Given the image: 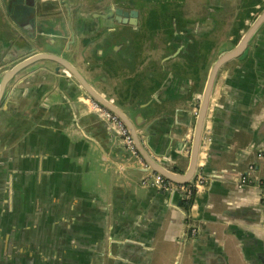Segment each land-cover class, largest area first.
<instances>
[{
    "label": "crops",
    "instance_id": "1",
    "mask_svg": "<svg viewBox=\"0 0 264 264\" xmlns=\"http://www.w3.org/2000/svg\"><path fill=\"white\" fill-rule=\"evenodd\" d=\"M221 1L234 12L224 3L214 33L201 38L214 40L215 59L197 76L185 63L161 67L147 89L156 62L120 60L136 41L117 28L113 38L104 33L100 14L114 0H45L48 22L35 32L0 0V76L22 50L18 35L35 34L37 52L65 58L138 120L148 157L183 173L208 70L264 8V0ZM56 69L42 61L22 70L0 103V264H264V22L216 74L200 146L205 180L188 208L179 191L142 185L143 166ZM126 74L139 89L129 91Z\"/></svg>",
    "mask_w": 264,
    "mask_h": 264
},
{
    "label": "water",
    "instance_id": "2",
    "mask_svg": "<svg viewBox=\"0 0 264 264\" xmlns=\"http://www.w3.org/2000/svg\"><path fill=\"white\" fill-rule=\"evenodd\" d=\"M1 2L6 7V9L14 12L18 16L20 15L19 18L21 19L23 24L30 25V30H34V32L35 29H37L39 26L45 27L48 22V20L44 18L45 14L42 7L44 0H1ZM119 11L123 13V16L126 17V21H128L129 24L134 23L132 21V18H134L135 15L134 11H123V9H120ZM263 22L264 8L255 17L252 24L244 32V34L241 35L238 42L229 50L219 54V56L210 66L201 94V98L198 102L188 152V164L186 170L183 173L172 172L163 167L161 164L152 160L150 157H148L145 154L144 150L141 148L139 134L136 130V124L140 125L138 120H135V123L132 122L117 105H115L113 102H111L99 92H97L85 79V77L65 58L57 54H52L48 52H37V49L42 47V44L39 40H37L35 34L21 32L18 35V39L15 40L17 43L22 44V48H20L22 50L15 58H13L6 65L8 68L3 70L1 73L0 103L5 95L7 85L12 82L13 78L17 76L22 70L27 69L38 62H53L57 65V69L54 71L56 72V74L62 76L63 72H66L75 82L76 89L73 93L75 99H92L93 101L108 109L110 112L114 113L123 122L125 127L128 129L129 134L131 135L133 145L135 146L137 152L141 154L146 161V167L143 168L145 172L147 170L154 171L174 183L186 184L193 179V176L195 175L197 169L202 134L205 125V120L210 110V98L216 74L226 63L240 57L244 53L252 35ZM67 98L71 101V97L67 96ZM149 103L150 102H148L147 104ZM147 104H145V106ZM102 121L105 125H107L106 121ZM174 191L178 190L175 189Z\"/></svg>",
    "mask_w": 264,
    "mask_h": 264
},
{
    "label": "flooded vegetation",
    "instance_id": "3",
    "mask_svg": "<svg viewBox=\"0 0 264 264\" xmlns=\"http://www.w3.org/2000/svg\"><path fill=\"white\" fill-rule=\"evenodd\" d=\"M114 2L117 5H114L113 3L110 9H107L100 14L102 16V19L105 21L104 25L106 31L104 33L111 32L112 30L110 28H113V31H115L116 27H114L113 25L114 23H118L119 27H117V29H119L121 32H123L125 28L126 32H129L131 30L139 35V41L136 42L139 49L136 50V53L132 51V48L130 49V45L127 43L125 45L126 52L119 53L118 57L121 58L120 60H125L128 62H132L133 57H135L136 60L141 59L143 61H152V63L156 62V64L153 63L152 66H148L150 70L151 79L146 84L145 88L147 89L152 87L154 81H156V74L160 71L161 67H163L164 71L167 72L168 70L172 69L173 66L176 64L184 65V57L185 55L188 56L189 51H195V54L201 52L202 48L199 46V41H201V38H203V32L210 31L211 34L214 33L215 29L218 26L217 15L225 7L224 3H226L221 0L197 1V3L199 4V8H202L203 12L197 14L195 17H189L184 15L183 18L181 17L182 19L180 18V20H177L176 18H170V29L169 32L166 33L163 27H157L153 29L147 25L149 16L148 8L136 6L134 3L131 2V0H114ZM173 5L176 7L179 6L180 3L175 0L173 2ZM119 8L123 9V11H134L135 15L134 18H132V21L134 22L133 24H129V22L126 21V17H124L123 13L119 11ZM226 8L229 12H234L229 9V3H226ZM246 9L247 8L240 11L241 16L245 14ZM56 10V12L58 13L59 22L63 25L65 17L64 13L67 9H64L62 5L58 4L56 6ZM44 18L46 19V17ZM234 19L235 18H233L232 20L233 22ZM108 20L111 22V24L113 23L111 25L112 27L107 26L105 24ZM229 26L233 28L235 25L234 23H229ZM144 27H146L147 29H144ZM141 30H144V32H141ZM163 33H165L166 39L162 47L168 48L169 51L161 56L159 55V57L154 59V57L152 56H155V51L161 49L162 47L150 41L149 37L155 36L157 38L158 35H162ZM199 33H201L202 35ZM91 40L92 38L89 37L88 42ZM194 44H196V46ZM212 49L214 48L211 47L208 49V52L206 54L207 60H209L208 56ZM213 57L215 59V54ZM209 61L210 62H208L207 64L212 62L211 60ZM204 64L206 65V61L197 63V70H199V68H201L202 70V65L204 66ZM206 67H204L203 70H205ZM130 71L131 72L129 74H133V77L136 76L137 67H133ZM129 74L124 75L123 78L127 80ZM127 85L129 87V91H136L140 87L138 81L135 80V78L129 80V82L127 80Z\"/></svg>",
    "mask_w": 264,
    "mask_h": 264
},
{
    "label": "rangeland",
    "instance_id": "4",
    "mask_svg": "<svg viewBox=\"0 0 264 264\" xmlns=\"http://www.w3.org/2000/svg\"><path fill=\"white\" fill-rule=\"evenodd\" d=\"M174 1L175 0H131V2L134 3L136 6H142V8H148L149 16H148L147 25L149 27L153 29L157 27H163L166 33L169 32V29H170V25H171L170 18L172 19L176 18L177 20H180V18L181 17L183 18L184 15L189 16V17H195L197 14L203 12V9L199 8V4L197 3V1H202V0H176L177 2L180 3V5L176 7L173 5ZM105 24L107 26L112 27L111 25L113 23L111 24V22L108 20ZM113 26L116 28L119 27L118 23L116 24L114 23ZM144 29H147V28L144 27ZM141 32H144V30H141ZM122 33L124 34L125 38H129L132 41L135 40L136 42L139 41V35L134 31L130 30L129 32H126L124 28ZM203 33H207V32L205 31ZM108 35L111 38H113V34L108 33ZM203 36L205 37V35ZM165 39H166L165 33H163L162 35H158L157 38L155 36L149 37L150 41L154 42L155 44H158V46L160 45L161 47ZM199 42H200L199 46L202 48L201 52L195 54V51L194 52L189 51L188 56L185 55L184 57L185 59L184 63L186 65V66L184 65V67H186V69L189 71L191 75H195V76H197V63L206 61V65H207V63L210 62L209 60L212 61L214 59L213 56L217 51L216 48L212 49V51L210 52L208 56L209 60H207L206 54L208 52V49L214 46L215 44L214 40L212 43L207 38L206 39L204 38ZM194 45L196 46V44ZM168 51H169L168 48L162 47L161 49L156 50L155 56H152V57L156 59L157 57H159V55L161 56L167 53Z\"/></svg>",
    "mask_w": 264,
    "mask_h": 264
},
{
    "label": "built area",
    "instance_id": "5",
    "mask_svg": "<svg viewBox=\"0 0 264 264\" xmlns=\"http://www.w3.org/2000/svg\"><path fill=\"white\" fill-rule=\"evenodd\" d=\"M90 105L91 109L96 113V115L100 119L106 121L107 127L119 136L126 151L135 159H137V161L140 162L143 168L146 167V164L141 160L135 146L133 145L131 135L129 134L128 129L125 127L123 122L114 113L110 112L108 109L98 104L97 102L91 101ZM202 157L200 155V157L198 158L197 169L195 175L193 176V179L186 184L174 183L169 179L163 177L162 175L150 170H147L145 172L141 183L143 186H151L161 191H171L177 189L184 199H191L204 184L205 178L201 172V167L203 166ZM249 168H252V166H250ZM247 180V177L242 176L238 182V186H244L247 183ZM257 188H259L261 196L264 198V181H258ZM190 230L192 233H195L197 231V228L190 227Z\"/></svg>",
    "mask_w": 264,
    "mask_h": 264
},
{
    "label": "trees",
    "instance_id": "6",
    "mask_svg": "<svg viewBox=\"0 0 264 264\" xmlns=\"http://www.w3.org/2000/svg\"><path fill=\"white\" fill-rule=\"evenodd\" d=\"M193 198H194V197H192L191 199H184V198H183V200H182V205H183L185 208H188L189 205H190V203L193 201Z\"/></svg>",
    "mask_w": 264,
    "mask_h": 264
}]
</instances>
